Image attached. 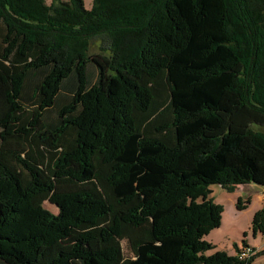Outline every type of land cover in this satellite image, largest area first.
<instances>
[{
  "label": "trees",
  "instance_id": "trees-1",
  "mask_svg": "<svg viewBox=\"0 0 264 264\" xmlns=\"http://www.w3.org/2000/svg\"><path fill=\"white\" fill-rule=\"evenodd\" d=\"M245 183L264 0H0V264H252L205 240Z\"/></svg>",
  "mask_w": 264,
  "mask_h": 264
},
{
  "label": "rangeland",
  "instance_id": "rangeland-1",
  "mask_svg": "<svg viewBox=\"0 0 264 264\" xmlns=\"http://www.w3.org/2000/svg\"><path fill=\"white\" fill-rule=\"evenodd\" d=\"M45 1L49 3L51 0ZM92 1L93 0H83L84 6L86 8H90L92 5ZM210 189V196L213 197L216 202L223 205V212L220 225L210 230V232L205 236V240L217 245L215 248L217 250L221 249L220 245L224 243H228L227 245H231L230 240H232L234 237H238L239 240L244 239V234H246L250 242L256 243L257 239H255L254 237L258 236V232H256L254 236L252 229L249 230V228H251V222L249 221V219L251 217L252 221L254 215V212L252 213V208L255 207L256 201L253 200L252 203L248 205V207L244 210H239L235 206L237 199L234 195V192H228L218 184L210 185ZM43 206L54 213L57 212V208L48 201H45L43 203ZM236 211H241V214L237 217H234L233 214ZM261 255H259L254 264H259V262L264 259V257Z\"/></svg>",
  "mask_w": 264,
  "mask_h": 264
},
{
  "label": "crops",
  "instance_id": "crops-1",
  "mask_svg": "<svg viewBox=\"0 0 264 264\" xmlns=\"http://www.w3.org/2000/svg\"><path fill=\"white\" fill-rule=\"evenodd\" d=\"M233 192H234L236 199L238 197H240L241 199H248L249 200V202L246 204L245 208H247L248 205H250L253 200L256 201L255 207L252 208V213L257 211L258 209H260L261 206L263 205L264 200H263L262 188L258 185L251 184V183L240 184V185H237V187L234 189ZM244 209H242V210H244ZM240 212L241 211H236L233 214V216L234 217L239 216L241 214ZM249 221L251 222V217H250ZM249 230H251V228H249ZM253 235L255 236V233ZM243 238L247 244L255 246L258 250H262L264 248V237L260 232H258V236L254 237L255 239H257L256 243L250 242L248 240V237L246 236V234ZM258 239H259V241H258ZM241 240L242 239L239 240L238 237H236V238L234 237L232 240H230L231 245H227L228 243H224V244L220 245L221 249H218V250H225L228 254L235 255L236 250H235V247L233 246V244L234 243L238 244L239 242H241ZM214 246L216 248L217 245L214 244ZM261 256L264 257V254ZM258 257H259V255L253 260L252 264L255 263V261ZM259 264H264V259L261 262H259Z\"/></svg>",
  "mask_w": 264,
  "mask_h": 264
},
{
  "label": "built area",
  "instance_id": "built-area-1",
  "mask_svg": "<svg viewBox=\"0 0 264 264\" xmlns=\"http://www.w3.org/2000/svg\"><path fill=\"white\" fill-rule=\"evenodd\" d=\"M257 251L259 250L255 246L239 242L237 244L235 255L239 260L248 261L251 257H253L257 253Z\"/></svg>",
  "mask_w": 264,
  "mask_h": 264
}]
</instances>
